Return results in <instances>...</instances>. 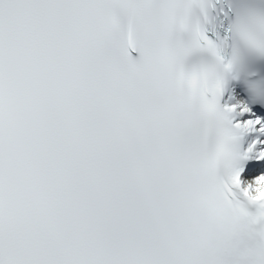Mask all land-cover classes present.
<instances>
[{
  "label": "snow or ice",
  "instance_id": "snow-or-ice-1",
  "mask_svg": "<svg viewBox=\"0 0 264 264\" xmlns=\"http://www.w3.org/2000/svg\"><path fill=\"white\" fill-rule=\"evenodd\" d=\"M0 264H264V0H0Z\"/></svg>",
  "mask_w": 264,
  "mask_h": 264
}]
</instances>
